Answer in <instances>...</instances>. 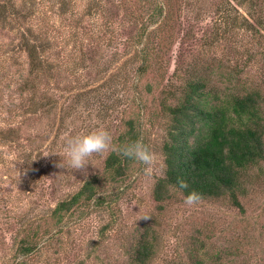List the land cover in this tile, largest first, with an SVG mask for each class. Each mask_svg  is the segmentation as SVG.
<instances>
[{"label": "trees", "instance_id": "1", "mask_svg": "<svg viewBox=\"0 0 264 264\" xmlns=\"http://www.w3.org/2000/svg\"><path fill=\"white\" fill-rule=\"evenodd\" d=\"M191 1L207 3L205 8L219 16L221 4L244 2L249 29L259 36L264 31V0H94L78 15L69 12L72 0H52L46 9L35 0H0V33L7 38L0 41V89L11 88L14 100L10 102L13 108L4 111L7 118L0 121V142L15 153L24 175L55 181L53 172L43 165L49 151V146H44V128L32 124L31 134H26L23 126L30 117L56 107V97L42 85L51 81L62 90L72 87L61 78L60 43L65 49L70 44L68 51L77 50L83 63L92 60L112 39L121 40L129 49L122 64H133V78L127 88V110L110 131L112 144L118 150L137 138L145 143L147 130L160 128L162 173L150 189L155 209L162 210L175 195L185 200L195 191L200 194L199 201H224L243 214L241 200L264 163V92L260 86L239 81L244 69L219 72L197 57L188 61L178 57L168 72L174 43L181 37H192L185 16ZM92 9L96 17L88 20ZM52 14L66 21L64 33L53 27ZM199 14L195 11L188 18L197 22ZM53 120L54 115L50 122ZM134 162L118 151L105 152L93 170L46 211L33 217L24 209L11 213L7 225L16 227L9 264H26L35 252L48 249L68 220L96 208H110L123 192ZM252 168L257 172H250ZM56 177L70 183L67 174ZM177 178L188 187L178 188ZM24 184L19 186H25L23 191L28 193V184ZM109 226L108 220L100 235L109 229L113 233ZM133 231L128 244L122 246V261L148 264L155 253L153 226L142 223ZM191 239L187 264H223L221 254L210 252L202 240ZM229 261L225 259L224 264Z\"/></svg>", "mask_w": 264, "mask_h": 264}, {"label": "rangeland", "instance_id": "2", "mask_svg": "<svg viewBox=\"0 0 264 264\" xmlns=\"http://www.w3.org/2000/svg\"><path fill=\"white\" fill-rule=\"evenodd\" d=\"M51 1L35 0L44 9ZM72 2L69 12L78 15L94 0ZM206 4L188 3L185 16L192 29L188 35L192 37H181L174 43L168 72L178 57L186 61L197 57L209 67H217L219 72H227L234 67L244 69L238 77L239 81L260 86L264 92V65H261L264 63V31L259 36L247 26L244 13L247 5L244 2L239 5L233 2L221 4L219 16L205 8ZM195 11H200L201 19L197 22L188 18ZM90 12L88 20L95 19L97 13L93 9ZM52 16L57 33H64L67 30L66 21L58 15ZM5 40V35L0 33V41ZM59 46L63 48L59 53L62 58L61 78L72 87L69 91L54 88L51 81L42 85L50 88L56 97V107L30 117L23 126L26 134H31L32 124L36 128H44V146H49L46 156L52 162L47 158L43 165L50 168L55 181L36 176L31 178L32 174L24 175L15 153L0 142V264H9L13 251L12 237L16 226L11 228L7 225L9 215L24 209L28 216L33 217L41 210L46 211L85 176L68 167L66 162L57 167L63 160L65 139L96 128L110 132L127 110V88L133 78V64H122V61L129 54L128 45L112 39L92 60L83 63L78 60L77 50L68 51L70 44L66 49L62 43ZM22 59L20 55V63ZM1 90L0 121L7 118L8 113L4 111L12 109L10 102H14L10 96L11 88ZM53 115L54 120L50 122ZM146 134L145 144L156 154L158 170L148 177L142 172L143 166L134 162L123 192L110 208H96L80 218L68 220L58 239L52 240L48 249L28 257L26 264H124L122 246L128 244L134 227L142 223L153 226L155 232V253L148 264H187V252L193 237L202 240L210 252L221 254L223 264L227 258L230 260L228 264H264V163L261 164L259 177L241 200L243 214L229 208L224 201H199L188 205L179 195L169 199L162 210H157L150 198V189L155 178L162 173L159 151L162 133L159 127L153 126ZM101 155H93L89 159L87 173L93 170ZM250 172L257 171L252 168ZM63 174L69 176L70 183L64 184L60 177L57 179V175ZM20 182L28 184V193L23 191L25 186H19ZM145 216L150 219L144 220ZM108 220L111 221L108 228L113 227V233L109 229L100 235V228Z\"/></svg>", "mask_w": 264, "mask_h": 264}, {"label": "clouds", "instance_id": "3", "mask_svg": "<svg viewBox=\"0 0 264 264\" xmlns=\"http://www.w3.org/2000/svg\"><path fill=\"white\" fill-rule=\"evenodd\" d=\"M110 150L118 151L122 157L142 165V172L145 176L151 177L158 170V158L142 138L126 142L117 150L113 148L110 132L104 128H96L87 133L67 137L63 145V160L57 167H62L66 162L71 169L87 175L86 167L89 159L93 155L104 154ZM176 186L180 189L188 187L187 182L180 178H177ZM200 198L199 193L192 191L185 197V203L192 205L199 202ZM143 219L148 220L150 217L145 216Z\"/></svg>", "mask_w": 264, "mask_h": 264}]
</instances>
